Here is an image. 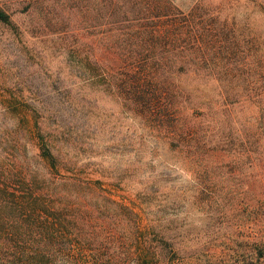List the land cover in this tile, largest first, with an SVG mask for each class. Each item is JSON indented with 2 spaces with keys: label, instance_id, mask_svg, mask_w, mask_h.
<instances>
[{
  "label": "rangeland",
  "instance_id": "374dc122",
  "mask_svg": "<svg viewBox=\"0 0 264 264\" xmlns=\"http://www.w3.org/2000/svg\"><path fill=\"white\" fill-rule=\"evenodd\" d=\"M0 9V264H22L28 216L63 206L30 194L33 174L42 193L72 174L96 189L79 208L99 239L59 235L51 264H264V0ZM164 72L181 82L173 106L125 83Z\"/></svg>",
  "mask_w": 264,
  "mask_h": 264
},
{
  "label": "trees",
  "instance_id": "16d2710c",
  "mask_svg": "<svg viewBox=\"0 0 264 264\" xmlns=\"http://www.w3.org/2000/svg\"><path fill=\"white\" fill-rule=\"evenodd\" d=\"M9 19L10 16L0 9V21L7 22ZM76 44L78 45L77 50L80 51L83 48L88 50L90 54L95 49V44L93 42L84 43L82 41H76ZM154 65L160 67L161 62L156 61L154 62ZM125 83L126 85H130V87L140 89L137 95L144 101H150L151 95L155 96V98L158 97L159 99L161 96H163L164 99L167 100L171 106H173L175 101L177 102L178 100L177 89H180L179 85L181 82L179 76L164 72L153 73V75L151 74L145 78H137ZM139 86H141L143 90L144 88L148 87V89L152 91V94L141 91L142 88ZM187 103L188 107H190L191 102L188 100ZM43 140L44 138L40 136L39 141L43 144L41 146V157L48 163L51 170L56 171L57 175H59L58 173L60 171L71 173L70 170L63 169L65 166L60 169L59 158L43 143ZM257 161L262 162L263 158H259ZM32 177L34 178V182L32 183L31 189L29 190L31 195H44V198H46V203L44 204L48 206L47 209H50L49 204H51L55 198H59L63 206L61 207L59 213L50 216L47 215L44 218V221L38 224L40 226L36 225V227H33L35 224V219L31 216L27 217L28 230L25 239L26 246L20 251L23 258L22 264H51L48 258H51L52 250L59 240V235H62L63 233L65 236H75L79 242H83L85 237H89L92 241L99 239L100 234L97 230V225L95 227L94 234H88L86 231L87 223L91 221V218L87 217L88 214L84 212L82 208H79L83 206V199L86 195L95 194L93 191L96 189L93 188V183H87L85 182L86 180H83L74 174H72V176L65 175V177H68L69 180L64 178L58 183L51 182L47 186L48 190L46 193H42L41 189L38 188L37 183L35 182V179H38V175L33 174ZM37 190H39V192ZM75 190H82L84 193L80 196L72 194ZM99 195H102L108 200V196L104 193H99ZM34 203H39V201L29 203V205L36 207V204ZM75 203L78 205V207L74 210L73 204ZM28 210H31V208ZM122 210L129 211L127 208ZM130 215L133 214L130 213ZM101 216L102 218L100 221H107L109 217L111 220H118V217L115 215L108 216L106 214H101ZM54 227H56L55 231L52 229ZM17 253L18 252L13 251V255L8 258L11 261L10 264H17Z\"/></svg>",
  "mask_w": 264,
  "mask_h": 264
}]
</instances>
